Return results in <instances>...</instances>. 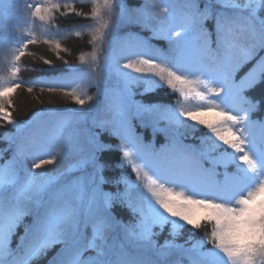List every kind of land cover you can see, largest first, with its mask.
Instances as JSON below:
<instances>
[{
    "label": "snow or ice",
    "instance_id": "6c2138e0",
    "mask_svg": "<svg viewBox=\"0 0 264 264\" xmlns=\"http://www.w3.org/2000/svg\"><path fill=\"white\" fill-rule=\"evenodd\" d=\"M78 2L88 0H0V129H14L0 132V158L11 150L0 163V264H264V119L246 95L264 85V0H90L88 11ZM58 14L91 21L75 32L92 49L76 64L49 38ZM36 21L42 40L27 27ZM122 27L150 35L120 36ZM41 43L66 71L24 81L22 70L36 69L22 59H39L28 49ZM25 84L39 104L47 93L78 107L18 119ZM162 88L177 98L151 99ZM117 150L115 167L135 179L105 176L103 157Z\"/></svg>",
    "mask_w": 264,
    "mask_h": 264
},
{
    "label": "trees",
    "instance_id": "16d2710c",
    "mask_svg": "<svg viewBox=\"0 0 264 264\" xmlns=\"http://www.w3.org/2000/svg\"><path fill=\"white\" fill-rule=\"evenodd\" d=\"M61 3H67L71 2V0H60ZM127 3L133 6H138L140 3L143 2V0H126ZM76 6L78 8H83L85 11H88L91 7L90 0L86 3H77ZM119 16V8L115 10V14L113 16V20H117ZM91 21L83 19L78 16H68L64 17L62 15L57 16L55 20L52 21L53 27L49 29L48 35L49 38H55V39H60L61 43L64 47H67L70 49L69 53H64L61 51V55L65 57L67 61L71 64H76L78 63V55L81 49L85 51H91V46L87 44V41L89 39L88 33L85 31V34L83 37H77L75 35L76 31H84L79 27V25H84V24H89ZM58 25L57 27H54ZM32 30L35 31V34L38 39H43L44 38V27L43 25L40 24L39 21H36L34 25L29 26ZM121 30H126L129 29L128 27H122L120 28ZM136 29H130V31H136V32H143V31H138ZM70 33V34H69ZM66 36V38H65ZM110 39V37L108 38ZM155 43H161V41H154ZM29 52L35 53L36 57H39V59L32 57V56H25L22 59V67L24 69H36V71H26L22 70L20 73L21 79L24 81H27L29 79H34L38 76H52L57 74L58 72L61 71H66V66L63 64L62 61H59L56 59L55 55L53 52H51L48 48L47 45L41 43L39 45H32L29 46L28 49ZM107 54V48H105L104 52L101 53V57L103 55ZM45 59H51L54 61L55 67H49L48 65L43 63V60ZM102 62V59H101ZM7 62L5 57L0 52V82H2V77L5 75L7 71ZM247 67L245 65L240 69L238 72L241 74L244 69ZM40 69H43V71H40ZM28 85H24V90H17L16 96H15V105H16V111L13 112L14 116H17L18 119H23V120H28L31 119L32 116L39 110V109H44V108H74L78 107L74 104H72L70 101H66L63 97L61 96H52L49 97L47 93L41 96V99L44 100V104H39L36 101L32 99V96L27 93L26 87ZM44 85H36V94H39V88ZM73 87L75 86L74 84L72 85ZM88 94L92 95L96 92V88L93 86L89 89H87ZM250 98L254 100H260L261 101V109L264 110V85H259L257 88L253 91H250L246 93ZM151 99L155 101H159L161 103H170L171 101L175 100V96H169L168 95V90L166 88H162L157 90L152 96ZM51 100L52 103H49L48 101ZM61 114H68V113H61ZM14 129L11 126H5V128L0 129V132H13ZM150 139V134L145 133V140ZM112 143H116L114 139L111 141ZM8 147V143L5 140L0 139V149H4ZM11 156V150L6 152L4 154L3 158H0V163H3L4 160L9 158ZM120 152L113 151L111 153H106L103 157L104 161L110 165L109 168L105 170V176L108 179H114L119 177L122 173H129L131 175L132 179H135L134 174H131V170L129 168H116L115 164L117 160L119 159ZM70 160H65L63 162H59L58 166L59 167H64L68 163H70ZM49 169H52L54 166H48ZM120 188H123V185L120 186ZM114 189V186L109 184L105 185V191H112ZM117 213L125 220L129 218V215L127 212H121L119 206H117ZM188 230H184V235L180 238V242H183V240L188 236ZM167 235V229L165 230L164 236ZM164 236L160 237L161 242H163ZM197 238H199V234L197 235ZM52 255V253H49V257ZM38 264H46V259L40 260Z\"/></svg>",
    "mask_w": 264,
    "mask_h": 264
},
{
    "label": "rangeland",
    "instance_id": "374dc122",
    "mask_svg": "<svg viewBox=\"0 0 264 264\" xmlns=\"http://www.w3.org/2000/svg\"><path fill=\"white\" fill-rule=\"evenodd\" d=\"M130 29H136V27H132V28H129V29H126V30H121V29H119L118 30V35H120V36H124V35H126L127 34V32H129L130 31ZM138 31H141L140 30V28L138 27V29H137ZM133 32H136V31H133ZM136 33H138L139 35H141V36H149L150 35V32H148V31H143V32H136ZM110 39H111V37H110ZM109 39V40H110ZM152 42V41H151ZM153 43V42H152ZM107 44H108V40H106L105 41V48H107ZM157 46H160V47H163L162 45H160V44H157ZM247 68V67H246ZM245 68V69H246ZM244 69V70H245ZM7 77H8V73L6 74V76H5V78L3 79V82L4 81H6L7 80ZM177 98V97H176ZM252 118L255 120V119H257V118H261V119H264V114H258V111L257 112H254V113H252ZM206 134V130L205 129H203V128H201L197 133H196V135L197 136H203V135H205Z\"/></svg>",
    "mask_w": 264,
    "mask_h": 264
}]
</instances>
